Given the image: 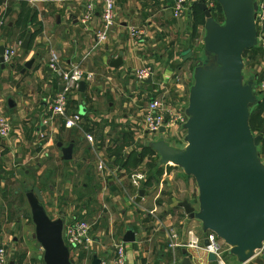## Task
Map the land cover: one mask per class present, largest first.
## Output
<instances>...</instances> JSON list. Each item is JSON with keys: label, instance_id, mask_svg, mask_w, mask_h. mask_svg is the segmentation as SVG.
Instances as JSON below:
<instances>
[{"label": "crops", "instance_id": "1", "mask_svg": "<svg viewBox=\"0 0 264 264\" xmlns=\"http://www.w3.org/2000/svg\"><path fill=\"white\" fill-rule=\"evenodd\" d=\"M176 1L116 0L114 27L107 42L97 46L96 34L103 27L102 0H0V48L5 51L12 48L18 53L13 63L5 64L4 68L0 64V118H6L12 126L10 137L0 138V174L8 172V168L1 165L8 167L10 163L14 168L15 178L12 180H19V174L23 178L19 181L22 189H32L31 192L38 188L42 191L44 207L52 219L63 218L66 223H71L80 216L72 215L71 209L68 215L65 213L62 216L56 213L52 215L57 212L56 209H50L51 212L47 210L49 197L44 191H51L55 187L47 181H36V187L31 188L34 184L31 180L46 167L45 161L51 159L56 163V169L57 165L70 168L78 160L79 163L69 171L71 181L73 176H78L82 171L89 177L96 155L103 157L112 167L120 164L117 171L125 174L130 165L123 164L133 156L142 158L148 143L160 139L176 143L182 136L183 125L180 127L178 123H172L173 118L168 115L167 121L171 120V124L164 135H149L145 132V115L149 104L156 98L161 99L170 111L186 112V108L183 110L181 107L185 104L186 90L191 89L192 79L186 62L195 57L203 29L199 26L198 32L192 33L191 11L194 3L183 18H175ZM23 5L38 13L36 23L29 28L28 34L32 37L28 51L21 49L25 39H21V30L16 26ZM90 5L92 11H89ZM89 15L90 20L86 22ZM133 29L143 34L144 38L134 39L131 36ZM121 54L123 64L119 68L112 67L111 64ZM54 56L58 58L61 69H69L81 63L86 72L94 74L92 82H84L85 91L82 93L78 89L69 100V112L80 116V127L73 130H67L63 121L52 118L50 112L51 101L62 89L61 79L50 69ZM257 57L260 67L258 74L262 75L264 63L262 58L260 60ZM30 61H34L32 68L23 74L25 65ZM144 68H150L151 71L154 69L151 76L153 83L148 84L147 80L144 83L138 82L137 72ZM180 75L183 81L179 83L176 80ZM68 134L70 137H67ZM61 135L66 138L58 139ZM86 135L93 138V146ZM59 143L64 147L74 144L72 160H62ZM91 154L90 168L85 169ZM153 155L157 157L155 163L158 164V155ZM35 161L40 163L32 173L30 164ZM171 168L176 167L159 166L158 170L164 169V177L171 179L168 173ZM52 178L55 183V172ZM148 179L140 188L131 185L132 189L123 198L121 206L125 218L123 221L121 219L122 222L109 220L108 230L98 229L94 232L92 227L94 242L89 248L94 253L92 263L97 256L102 264H112L115 258L114 246L125 244L123 238L128 231L136 234L135 242L125 244L128 264H184V251L187 250H171L168 247L169 232L176 231L182 241L187 239L189 230L204 236L201 223L190 219L183 208V213L177 218L167 211L160 213V204L151 206L147 214L144 213V218L133 214L130 202L140 207L153 200L150 189L145 186ZM80 189H88L87 183H83ZM141 190L145 191V195L137 203ZM64 201L68 202V198H64ZM154 209L157 210L155 216L150 213ZM144 219L152 220L145 222ZM98 220L94 223H98ZM110 236L113 238L112 244L108 240ZM3 241L0 239V246L5 245L6 248L7 243ZM187 252L191 264H217L209 258L206 261L200 253L194 256L192 252ZM77 254V264L83 258V263H87L90 253L83 256V251H77ZM8 255L10 262L20 264L16 254ZM224 256L227 264H239L227 246L224 247ZM247 264L264 262L257 255Z\"/></svg>", "mask_w": 264, "mask_h": 264}, {"label": "water", "instance_id": "2", "mask_svg": "<svg viewBox=\"0 0 264 264\" xmlns=\"http://www.w3.org/2000/svg\"><path fill=\"white\" fill-rule=\"evenodd\" d=\"M215 1L223 12V24L214 18L205 2L195 3L206 18V60L196 63L185 112L188 120L183 125L186 145L177 148L160 139L147 146L158 155L162 166L177 167L195 180L199 206L196 209L188 201L180 203L186 215L199 221L205 233L216 234L239 264H247L264 244V162L260 153L264 129L258 135L252 131L251 112L259 98L255 81H247L244 71L246 51L255 49L259 43L258 3L256 0ZM31 37V34L26 36L22 50H29ZM4 54L5 49L0 48L2 68ZM122 57L123 54L111 66L119 68ZM33 63L25 65L23 74ZM146 83H153V77ZM85 89L86 84L81 82L79 91L83 93ZM165 133L166 127H163L160 134ZM58 147L63 161L73 159V143L67 147L59 143ZM144 195L145 191L141 190L137 203ZM26 197L36 240L44 250V264H74L64 241L65 220L48 215L40 189H34ZM135 241L133 231H128L123 238L125 244ZM184 255V264H191L187 251ZM209 259L216 261L213 254ZM92 264H102V261L95 256Z\"/></svg>", "mask_w": 264, "mask_h": 264}, {"label": "rangeland", "instance_id": "3", "mask_svg": "<svg viewBox=\"0 0 264 264\" xmlns=\"http://www.w3.org/2000/svg\"><path fill=\"white\" fill-rule=\"evenodd\" d=\"M216 9L217 13L214 18L223 24L225 20L223 12L218 10V8ZM198 23H201V21H198ZM201 27L203 31L202 35H200V47L196 50L195 57L190 58V60H187L186 62V64L189 65L190 78H192L190 80L191 87L194 82L196 63L206 60V57L204 56L205 29L204 25H201ZM197 32L198 31H196V33ZM192 33H195V31ZM262 55V50L257 47L253 51H249L244 55L245 79L247 81L250 79L255 81L256 94L259 99L264 96V93L258 90L261 75L258 74L260 67L256 60V56L261 60ZM176 81L179 83L182 82L183 76H178ZM190 90H186V93L184 94L185 104L181 107L183 110L188 107ZM178 125L182 127L180 123H178ZM64 135H61L58 139L66 138ZM184 135L186 136L185 131L182 132V136L176 141V143L172 142L174 145H172L171 142H168L174 147L182 148L186 145ZM67 137H70V135ZM260 153L262 161L264 162V145H261ZM81 155L83 156V152ZM92 156L93 155L91 154L89 164L85 165V169L90 168ZM137 157L138 156L132 157L130 168L126 169L125 174L118 173L116 177L109 175L106 171L99 172L95 166L97 163L96 159L94 161V168L90 171L89 177L85 176L82 171L78 176H73L72 181L69 177V171L79 163L78 160H75L70 168L69 166L57 165L55 169L54 165H56V163L50 159L48 162H44L47 164L46 167L37 172L34 178L38 183H44V181H47L48 184L55 186L51 191H49V189H45L44 191L48 195L47 198L49 197L47 200V210H49V212H51L50 209L57 210V212H53V216L56 214L62 216V214L65 213L68 215L71 209L70 212H73L72 215H78L80 218L89 222L93 227L94 232L98 229L108 230V223L111 219L117 220L119 223L123 221L125 217L122 215L123 208L121 202L123 201V198L127 196V193H129V189H132L130 177L136 172H142L147 178L149 177L147 181L148 183L145 184V186L150 189L153 200L140 207L136 206L137 204L133 201L130 202L134 215L144 218V213L147 214L151 209V206L154 204L161 205L162 209L159 210L160 213L167 211L175 218L183 213V209L179 204L184 201H188L194 207L198 208L199 191L194 179H191L188 176L186 177L184 172L177 167L171 168L169 172L167 171L172 176L171 179H168L164 177V169H161L162 171L157 169L158 166L155 163L157 159L156 156L153 154H145L142 156L143 162L141 164L134 162ZM38 163L40 162L35 161L30 164V169L33 170L32 173L35 171L34 169ZM1 166L8 168V172L4 175L0 174V239L7 243L6 250L9 254L14 253L19 257L20 264H44V261L41 260L43 259L41 257L44 255V251L36 240L35 226L32 222L30 208L27 199L25 198V194L22 192V185L19 182L23 178L19 174L17 175L20 176L19 180H12L15 178L13 177L14 168L10 163L8 164V167L5 164H2ZM119 166L120 164L114 167L109 165V168L117 170ZM54 172L56 176L55 183L52 178ZM50 173H52V175H49ZM83 183H87L88 189H80V186ZM71 184H73L72 188H70ZM64 198H68V202H65ZM172 205L176 206L174 207ZM96 217H99L97 218L99 220L98 223L95 224L94 221L97 220ZM127 220L128 218H126V222ZM144 220L146 222L151 221L152 219ZM128 224L131 225V223ZM108 240L110 244L113 243V238L111 236L108 237ZM83 252V256H87L90 253V255H88L89 258L87 263L92 264V258L94 255L93 250H83ZM83 260L84 258L79 264H87L85 262L83 263Z\"/></svg>", "mask_w": 264, "mask_h": 264}, {"label": "built area", "instance_id": "4", "mask_svg": "<svg viewBox=\"0 0 264 264\" xmlns=\"http://www.w3.org/2000/svg\"><path fill=\"white\" fill-rule=\"evenodd\" d=\"M258 3V11L256 14V28L258 32V47L262 50V60L264 63V0H256ZM195 2H205L209 9H216L215 0H177L174 6V16L177 19H181L187 12L190 11V7ZM103 12L102 22L103 27L96 34L97 46L107 42L110 31L115 24V10L116 0H102ZM89 11H92V5L89 6ZM91 15L87 16L85 21L90 20ZM131 36L136 40H142L144 35L138 30L133 29ZM18 56L15 49H8L5 51L4 59L5 64L13 63L14 59ZM50 69L61 79L62 91L59 92L56 97L50 103V112L52 118L63 121L67 130H73L80 127V116L78 114H72L69 112L68 104L73 92L79 89L81 82L90 83L94 80V74L88 73L83 69L81 63L72 65L69 69H61L59 60L57 57L51 59ZM152 76L150 68H144L137 72V79L139 83H144ZM260 83L258 90L264 93V72L260 76ZM168 117L173 118L172 123H180L185 125L188 117L185 113H177L166 109L161 99H154L148 106L147 114L145 115V132L149 135H157L163 127H169L171 120L167 121ZM12 126L6 118H0V138L7 139L10 137ZM258 135L260 133H254ZM86 139L93 146L94 140L90 135H86ZM264 141V135H263ZM96 167L99 172L106 171L109 175L116 177L118 171L116 169L109 168V164L100 155H96ZM147 176L142 172H136L130 177V184L133 187L140 188L143 183L146 182ZM157 210H152L151 215L155 216ZM204 236H200L195 233V230H189L187 233V239L182 241L176 231L169 232V245L168 247L175 251L177 249H186L193 253L194 256L200 253L208 261L209 255L213 254L216 257L217 264H227L224 256V243L219 240L216 234L212 232L203 233ZM64 241L70 248L71 259L74 264L79 261L77 251L89 250L94 242L92 234V226L86 220L82 218H74L73 222L66 223L64 226ZM208 242V245L205 243ZM115 258L112 264H128L125 244H115ZM44 251V250H43ZM263 258L264 262V244L263 248L257 253ZM0 264H10V257L7 253L5 245L0 246Z\"/></svg>", "mask_w": 264, "mask_h": 264}, {"label": "trees", "instance_id": "5", "mask_svg": "<svg viewBox=\"0 0 264 264\" xmlns=\"http://www.w3.org/2000/svg\"><path fill=\"white\" fill-rule=\"evenodd\" d=\"M216 5L218 10H221V7L216 2ZM192 20L194 19V22H192V30L197 31L198 27L201 25H205L206 18L204 15V12L194 3L192 6ZM211 12L213 13V16L216 17L217 9H211ZM38 18V13L36 11H33L30 7L27 5H23L21 8L20 15L18 17V20L16 22L17 28L21 30V39L24 40L27 34L29 33V28L32 27ZM196 21V22H195ZM198 21H201V23H198ZM248 50L246 51H253ZM250 125L252 128L253 133H260L262 129H264V96L259 99V103L253 108L251 112V119H250ZM264 145V141L262 143ZM144 154H156L153 150H151L147 145L145 147ZM157 155V154H156ZM120 159L121 156L118 155ZM135 163L141 164L143 162V157L139 158L137 157L134 160ZM132 163V157L128 159L126 163H124V166L130 165ZM157 166H162L160 162H158ZM157 167V169H158ZM160 171V170H159ZM34 181V184L31 186V188L36 187V179L33 178L31 180ZM32 189H22V192L26 195L27 192H29Z\"/></svg>", "mask_w": 264, "mask_h": 264}]
</instances>
